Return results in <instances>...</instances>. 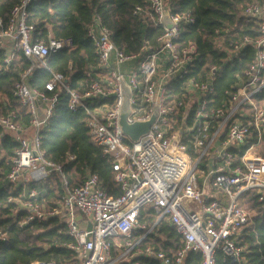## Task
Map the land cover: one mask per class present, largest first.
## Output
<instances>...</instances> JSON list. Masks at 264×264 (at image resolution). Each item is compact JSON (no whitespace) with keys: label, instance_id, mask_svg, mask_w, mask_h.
<instances>
[{"label":"built area","instance_id":"obj_1","mask_svg":"<svg viewBox=\"0 0 264 264\" xmlns=\"http://www.w3.org/2000/svg\"><path fill=\"white\" fill-rule=\"evenodd\" d=\"M31 1L21 0L13 6L5 25L0 19L3 62H13L18 54L28 61L11 92L25 108L28 124L19 122L15 110L0 116L1 131L17 145L6 180L17 185L40 183L56 174L65 193L56 208L44 209L34 201L37 192L32 190L18 201L27 212L20 225L60 218L72 239L67 247L79 264L130 263L136 257L152 258L159 264H184L190 252L201 255L200 264H216L218 253L224 261L241 264L244 247L238 237L254 214L240 206V199L248 191L264 195V159L256 152L264 139V108L255 99L264 88V0H250L241 11L244 22L255 26L260 35L232 41L227 56L231 59L251 45L254 60L239 82L224 91L216 108H208L216 68H211L206 81L186 78L197 57L194 43H180L182 26L194 23L189 13L172 14L163 0H148L146 8L136 6L133 16L161 29L155 44L144 42L137 54L118 49L111 32L95 15L86 37L94 47L96 64L86 72L85 81L73 88L69 79L48 65L52 55L73 50V42L49 32L43 35L28 23ZM166 17L170 28L164 23ZM36 70L50 74L42 90L29 84ZM171 81L182 82L180 97L169 91ZM124 86L129 91L128 124L146 122L157 112L148 132L135 142L123 134L119 122ZM62 92L68 110L85 115L94 144L110 160L120 194H108L99 177L91 173L71 188L64 167L45 157L41 133ZM245 107L252 112L248 124L241 120ZM252 132L254 141L250 143ZM241 148H245L242 153ZM147 208L156 217L148 229L138 222L140 212ZM80 217L90 223L89 228L80 225ZM161 219L180 237V249L170 256L140 244ZM137 229L145 233L133 241ZM5 240L0 232V242ZM113 247L120 251L116 257Z\"/></svg>","mask_w":264,"mask_h":264},{"label":"trees","instance_id":"obj_2","mask_svg":"<svg viewBox=\"0 0 264 264\" xmlns=\"http://www.w3.org/2000/svg\"><path fill=\"white\" fill-rule=\"evenodd\" d=\"M21 0H0V19L6 24L13 6ZM172 14L189 13L194 23L181 28L180 43L192 42L197 46V57L186 78L203 82L208 79L211 68L216 71L211 81L213 94L208 108L220 106L225 90L235 86L243 76L245 69L254 60V48L243 47L238 53L228 58L232 41L244 36L259 37V32L252 24H247L241 17L243 7L250 0H163ZM148 0H32L28 6V23L35 25L43 35L48 32L55 38H71L74 49L60 51L52 55L48 65L53 72H58L69 79L73 88L85 81V74L96 64L94 47L86 37V28L95 15L112 34L113 44L126 54H137L144 42L155 44L161 29L141 18L133 16L136 6L146 8ZM224 37L223 40L219 37ZM28 66V61L20 54L9 64L3 62L0 52V116L10 110L20 115L19 122L27 125L29 121L25 108L12 97V89L19 75ZM50 74L44 70L32 73L29 84L42 90ZM169 91L180 97L182 82L171 81ZM255 99L264 108V88ZM243 123L252 120V112L243 108ZM85 115L72 113L67 108V96L62 92L51 117L41 133V148L45 157L64 167L69 186L81 184L87 173L96 174L101 186L110 195L120 194L114 183L110 160L102 156L101 150L92 140L89 129L85 126ZM253 131V127H250ZM250 143L254 133H251ZM16 143L0 129V232L6 240L0 242V264H31L34 261L55 262L56 264H79L74 251L67 245L72 242L65 224L58 217H49L42 222H30L20 225L27 212L20 208L18 201L23 200L32 190L37 192L34 199L44 209L56 208L65 193L60 178L50 174L40 183L27 182L12 184L7 182L11 160ZM245 148H241V153ZM264 159V139L256 148ZM237 153L236 150H233ZM239 153V154H241ZM72 157L73 160L69 158ZM262 197V200L259 198ZM12 199L11 202H7ZM240 206L254 213L250 222L239 234L238 240L244 247L241 264H264V195L245 192L240 199ZM156 217L152 209H144L138 216V222L147 229L155 224ZM145 231L133 232V241ZM152 246L166 255H173L181 247L180 237L166 219H161L140 243ZM113 257L119 250L113 247ZM159 264L152 258L136 257L130 263ZM201 255L190 252L184 264H200ZM216 264H236L224 261L222 255L216 256Z\"/></svg>","mask_w":264,"mask_h":264},{"label":"water","instance_id":"obj_3","mask_svg":"<svg viewBox=\"0 0 264 264\" xmlns=\"http://www.w3.org/2000/svg\"><path fill=\"white\" fill-rule=\"evenodd\" d=\"M165 25L167 27H171V24L169 23L168 18L166 17L164 20ZM67 82V80H65ZM128 98H129V91L128 89L124 86V92H123V105L120 110V115H119V122H120V127L124 135L130 138L131 141H137L138 138L144 134H146L149 130V127L151 124L154 122L157 112L154 110L153 115L151 118L143 123H134V124H128L126 122V118L129 115V105H128Z\"/></svg>","mask_w":264,"mask_h":264},{"label":"crops","instance_id":"obj_4","mask_svg":"<svg viewBox=\"0 0 264 264\" xmlns=\"http://www.w3.org/2000/svg\"><path fill=\"white\" fill-rule=\"evenodd\" d=\"M81 219H79V223L80 225L84 228V227H87L89 228L90 227V223L88 221H86L84 218L80 217Z\"/></svg>","mask_w":264,"mask_h":264},{"label":"rangeland","instance_id":"obj_5","mask_svg":"<svg viewBox=\"0 0 264 264\" xmlns=\"http://www.w3.org/2000/svg\"><path fill=\"white\" fill-rule=\"evenodd\" d=\"M257 152V151H256ZM258 154V153H257ZM259 155V154H258ZM254 214V213H253ZM254 216V215H253Z\"/></svg>","mask_w":264,"mask_h":264}]
</instances>
